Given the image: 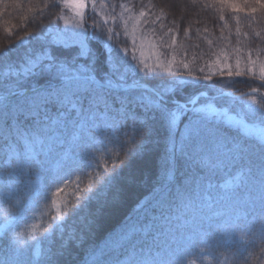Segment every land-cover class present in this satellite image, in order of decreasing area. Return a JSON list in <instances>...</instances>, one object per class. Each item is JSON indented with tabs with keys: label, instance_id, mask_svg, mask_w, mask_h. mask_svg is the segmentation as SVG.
<instances>
[{
	"label": "snow or ice",
	"instance_id": "6c2138e0",
	"mask_svg": "<svg viewBox=\"0 0 264 264\" xmlns=\"http://www.w3.org/2000/svg\"><path fill=\"white\" fill-rule=\"evenodd\" d=\"M62 2L78 18L76 22L65 19L66 24L73 23L74 30L36 37L39 50H30L19 64L0 61V233L7 237L8 232L19 226L12 251L23 257L24 249L29 247L27 241L35 240L37 232L44 234L46 242H51L59 232L61 251L53 253L47 249L42 253L37 244L34 256L29 253L26 261V264H53L54 255L62 254L68 243L79 239L75 233H65L67 219L94 204L103 207L114 201V196L111 201L109 197L124 179L123 169L131 160L143 157L153 142L149 137L156 132L157 124L166 132L159 186L112 246L90 253L91 264H183L189 246L198 242L211 246L209 241L216 239L224 244L232 242L241 231L234 220L238 221L243 211L257 202L264 209V97L257 103L255 88L248 100L219 89L217 95L209 97L201 90L200 77L191 70L188 71L191 79L184 78L175 68V56L168 59L160 50H174L176 37H169V43L164 39L168 33L158 36V47L157 41L150 38L156 36V29L143 26L155 25L160 17L145 19L143 5L137 13L130 3ZM98 2L99 7L111 9L103 18L104 25L110 22L117 28L122 25L123 34L131 37L134 49L139 40V65L147 73L166 74L173 79L151 87L137 79L140 69L116 55L109 42L120 35L112 27L101 33L107 36L100 41L105 50L106 74L97 77L91 63L95 53L87 43L91 37L83 21L89 4L95 11ZM215 3L221 11L229 9L236 14L237 35H240L239 13L254 16L257 6L264 10V0H215ZM117 7L121 9L119 13ZM220 20L225 21V17L221 15ZM142 31L148 34L138 37L137 33ZM208 43L211 45L212 41ZM146 46L155 57L152 65L146 62L152 58L145 57ZM124 51L127 53V48ZM233 53L234 70L228 63L229 53L224 49L213 53L217 71L223 74L227 69L229 77L247 72L264 81V59L259 53L254 59L249 51L243 67L241 49L235 48ZM3 55L7 57V53ZM181 63L185 69L189 68L187 63ZM203 79L210 80L211 75ZM224 97L230 98L225 103L239 105L235 116H229L239 138L230 139L220 123V118L228 115V109L217 107ZM110 145H118L119 152L111 155ZM181 168L186 169L182 174ZM228 169L236 170L235 174L229 172L231 179L214 184V175ZM69 183L74 185L72 202L59 199ZM253 186H259L261 191H252ZM49 199L50 209L45 205L39 213L34 210L39 201ZM30 209L33 215L29 218L25 213ZM38 214L49 219L29 223ZM189 214H201L204 219L181 234L179 244L175 235L166 237L157 227V221L181 220ZM259 224L258 229H249L250 240L258 237L264 248V215ZM162 255V259H157ZM0 264L6 261L0 260Z\"/></svg>",
	"mask_w": 264,
	"mask_h": 264
},
{
	"label": "trees",
	"instance_id": "16d2710c",
	"mask_svg": "<svg viewBox=\"0 0 264 264\" xmlns=\"http://www.w3.org/2000/svg\"><path fill=\"white\" fill-rule=\"evenodd\" d=\"M113 2L116 5L130 3L136 12L143 5V10L147 13L145 19L149 21L160 17L155 25H144L143 28L154 27L156 36L153 37L156 39L158 36L168 33L164 39L169 43L171 42L169 37H176L174 47L177 53L184 57L185 63L189 65L192 73L200 77L201 90L207 92L209 97L217 95L218 89L241 94L255 88L264 93V81H261L258 75L246 72L240 77H229L227 70H224L223 74L219 71H209L211 70L209 63L216 59L213 53H219L221 49L229 53L228 61L233 65V70L235 68L233 49L235 48L241 49L242 67L246 63V54L249 51L254 59L257 53L261 59H264V10H260L259 6H257L258 11L254 16L246 15L244 12L239 13L240 35H237L236 14L229 9L221 11L215 0H196L195 3L193 0H113ZM251 6L252 4L249 2L248 7ZM67 12L62 0H0V61L7 60L19 64L30 50H39V44L35 38L47 35L52 29L61 28L63 25L61 17H64ZM221 15L225 17V21L220 20ZM94 20L89 17V21L94 23L95 28L92 29V37L87 43L95 53V60L91 63L94 64L95 73L99 78L106 74L105 50L100 41L107 39V36H102L101 33L108 27L105 29L100 26L99 28ZM225 22L227 26H225ZM161 24L164 25L162 29ZM169 28L173 31L168 32ZM116 29L120 28L115 27L114 30ZM205 29H207L206 32ZM186 30L188 31L187 36L185 35ZM257 32L260 33L259 37L256 36ZM244 33H247V36ZM209 40L212 41L211 45L208 43ZM109 42L116 55L132 62L135 67L140 69L137 79H140L141 82L148 83L151 87L163 84L165 80L173 79L166 74L147 73V70L139 65V60L133 59L130 50L127 49V53L124 52V43L120 35L113 36ZM4 53H7V57L3 55ZM57 54L60 55L61 52L58 51ZM63 54L68 55L66 52ZM201 68L204 69L203 72L200 71ZM206 75H211V79L204 80L203 77ZM255 95L257 103L262 102L264 94L257 93ZM237 98L248 100L249 95ZM226 99L230 98H221L217 107L228 109V113L235 115L239 111V105L225 103ZM220 123L230 139L232 137L239 138L236 127L223 120H220ZM239 134L242 135V130ZM165 136L164 128L157 124L156 132L149 137L153 142L148 145V150L143 157L131 160L129 166L123 169L124 179L120 182L118 189L109 197L110 201L113 196L115 197L113 202L103 207L94 204L78 216L67 219L65 233H75L79 239L68 243L67 247L62 250V254L54 255L53 264H91L90 253L94 249L105 250L106 246H112L124 226L135 221L137 215L140 214L141 207L151 199L155 189L159 186L158 180L162 175V157L165 152ZM110 147L112 148L111 155L119 152L118 145H110ZM121 159H123L122 154ZM109 163L111 164V161ZM185 170L181 168V174ZM235 171L234 169L222 170L214 175L213 183L226 182L231 179L229 172L235 174ZM251 190L256 193L261 191L259 186H253ZM241 194L244 195L243 190H241ZM49 195L51 196V190ZM59 199L74 201V185L69 183ZM45 205L50 209V199L39 201L34 210L39 213ZM25 215L29 218L32 217L33 209L28 210ZM262 215H264V209L257 202L255 206L249 205L243 211L241 218L234 222L251 237L249 229L259 228ZM48 219V216L41 217L38 214L36 219H30L29 223H42ZM203 219L201 214H189L181 220L163 223L157 221V227L164 231L166 237L175 235L178 238L177 244H179L181 234L194 229ZM17 230H19V226L8 232L7 237L0 233V260L6 261V264H26L29 253L34 256L37 244H39L42 253L47 249L53 253L61 251L59 250V241L61 240L59 232L55 233L51 242H46L44 234L37 232L35 240L27 241L29 247L24 249V256L19 257L12 251L15 247L13 238ZM64 240L67 241V235L64 236ZM209 243L213 246L210 249L212 254L222 249L236 251L235 264H264V252L261 251L258 237L254 240L249 239L246 243H241L236 239L227 244L219 243L218 239L209 241ZM194 252L195 246H189L185 254ZM162 258L163 255L157 259Z\"/></svg>",
	"mask_w": 264,
	"mask_h": 264
},
{
	"label": "rangeland",
	"instance_id": "374dc122",
	"mask_svg": "<svg viewBox=\"0 0 264 264\" xmlns=\"http://www.w3.org/2000/svg\"><path fill=\"white\" fill-rule=\"evenodd\" d=\"M104 2L105 3H109V2L114 3L113 0H104ZM66 9L68 10V12L63 17V25L61 26V28L52 29L50 32H55V31H59V30H64V31H72V30H74L73 29V23L66 24L65 23V19H67V20H69L71 22H76V21H78V18L74 16V14L72 13L71 9H69L67 7H66ZM120 11H121V9H119V7H117L116 12L119 13ZM110 12H111V9L99 7V2H98V5H97V8H96L95 11H93V8H92L91 4H89V6H88V8H87V10L85 12L84 21H83L85 29L87 30V33H88L89 37H92V32L91 31H92V29L95 28L94 23L92 21H89V17H92L93 19H95L94 20L95 23L97 25H99V26L104 27L105 29H106V27H112V28L116 27L111 22L108 25H104L103 24V18L105 16L109 15ZM119 28H120L119 30L116 29L115 31H118L120 33V36H121V38L123 40V43H124V49L127 48L128 50H130L131 54L135 55V59L140 60L141 56H140V51L138 49L139 40H137V47L134 49V47L132 45L131 37L130 36H125L123 34V26L122 25ZM146 34H148V33H146L145 31L137 33L138 37L142 36V35H146ZM150 38L152 40H156L157 41V45L159 47V43L160 42L156 38H154L153 36H150ZM160 50L166 53V58H168V59H171V57L174 55L175 58H176L175 68L178 69L181 73H183L184 78L191 79V77L188 76V71L191 70V69H190V67L188 69H185L183 67V64L181 63V61H183L185 63V59H184L183 56H181L179 53H177L175 47H174V50L172 48H161ZM144 55H145V57H150V56L152 57V58L146 60V62L148 64L152 65V64L155 63V57L152 56V50L150 48H148L147 46L144 48ZM163 58H165V57H162V59ZM214 61L209 63L211 65V67H210L211 70H209V71H217V68H216V65L214 64ZM223 63H224V61H223V59H221V65H223ZM228 63H230V62L228 61ZM225 70H227V69H225ZM229 116H235V115L228 113V115L222 116L220 118V120H223L225 123L230 124V125L235 127V125L232 124L231 121L229 120Z\"/></svg>",
	"mask_w": 264,
	"mask_h": 264
},
{
	"label": "clouds",
	"instance_id": "9594fccd",
	"mask_svg": "<svg viewBox=\"0 0 264 264\" xmlns=\"http://www.w3.org/2000/svg\"><path fill=\"white\" fill-rule=\"evenodd\" d=\"M241 243H246L250 237L244 231H238L234 237ZM209 244L198 243L195 245V252L185 254L183 264H235L237 252L231 249H222L212 254ZM264 252V248H261Z\"/></svg>",
	"mask_w": 264,
	"mask_h": 264
},
{
	"label": "water",
	"instance_id": "95a60500",
	"mask_svg": "<svg viewBox=\"0 0 264 264\" xmlns=\"http://www.w3.org/2000/svg\"><path fill=\"white\" fill-rule=\"evenodd\" d=\"M251 92H246V93H244L243 95H248V94H250ZM235 96H239V95H235Z\"/></svg>",
	"mask_w": 264,
	"mask_h": 264
}]
</instances>
